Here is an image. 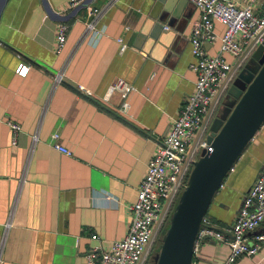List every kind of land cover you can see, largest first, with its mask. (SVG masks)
I'll return each mask as SVG.
<instances>
[{
  "label": "crops",
  "instance_id": "1",
  "mask_svg": "<svg viewBox=\"0 0 264 264\" xmlns=\"http://www.w3.org/2000/svg\"><path fill=\"white\" fill-rule=\"evenodd\" d=\"M253 6L260 12L264 0ZM199 14L188 0H84L72 7L68 0H7L0 14V264H86V253L108 250L126 235L147 163L194 90L190 36ZM91 19L104 28L97 41H90ZM62 21L68 30L57 52ZM224 29L214 21L207 54L220 51ZM19 64L29 65L25 75ZM118 78L134 86L125 110L117 91L107 98ZM8 119L21 125L15 147ZM53 132L70 154L53 146ZM263 163L264 123L207 208L216 228L231 226ZM261 232L264 223L245 237L252 244ZM228 254V244L207 236L192 262L223 264ZM232 264H264V243Z\"/></svg>",
  "mask_w": 264,
  "mask_h": 264
},
{
  "label": "built area",
  "instance_id": "2",
  "mask_svg": "<svg viewBox=\"0 0 264 264\" xmlns=\"http://www.w3.org/2000/svg\"><path fill=\"white\" fill-rule=\"evenodd\" d=\"M69 6H75L84 0H68ZM199 10V16L191 28V51L194 61L190 68L195 72L194 90L180 107L168 134L157 146L147 163L145 174L139 184L137 196L129 205L131 223L123 238L112 242L108 250H92L85 254L86 264H144L152 244L160 229L169 218L181 192L185 188L193 162L201 151L211 147L206 141L210 133L212 120L220 113L227 91L238 72L249 63L252 54L264 41V7L255 11L254 0L239 3L236 0H188ZM90 10V9H89ZM214 21L225 25L220 36V51L209 55L204 44L216 38ZM91 40H99L104 28H96L94 19L87 22ZM68 24L59 22L56 28L55 50L61 51L66 42ZM121 42V38H118ZM125 44L121 45L123 50ZM234 58L229 62L224 54ZM29 65L19 64L16 71L25 75ZM62 76H54L61 81ZM79 89L85 90L83 86ZM134 86L118 78L109 87L107 98L117 91L122 109L128 108L127 97ZM11 137L10 144L15 147L21 132V125L6 120ZM59 134L53 132V146L59 151L70 154L62 146ZM264 223V163L260 173L243 196L240 207L231 226L216 228L213 222L204 216L194 240L193 254L203 238L209 236L229 246V254L223 264H232L241 255H253L264 243V232L255 236L250 244L245 234ZM228 234H230L228 236ZM193 264V262L191 263Z\"/></svg>",
  "mask_w": 264,
  "mask_h": 264
},
{
  "label": "water",
  "instance_id": "3",
  "mask_svg": "<svg viewBox=\"0 0 264 264\" xmlns=\"http://www.w3.org/2000/svg\"><path fill=\"white\" fill-rule=\"evenodd\" d=\"M89 1V0H86ZM7 0H0V14ZM264 123V41L230 85L212 120L203 149L193 162L155 255V264H191L194 240L207 208L225 176Z\"/></svg>",
  "mask_w": 264,
  "mask_h": 264
},
{
  "label": "rangeland",
  "instance_id": "4",
  "mask_svg": "<svg viewBox=\"0 0 264 264\" xmlns=\"http://www.w3.org/2000/svg\"><path fill=\"white\" fill-rule=\"evenodd\" d=\"M168 221H169V218L167 219L166 223L163 225V228L160 229V232L158 233L154 244H152L150 252H149L148 256L146 257L144 264H155L154 258L160 249L161 239H162L163 233L165 232V230L168 226Z\"/></svg>",
  "mask_w": 264,
  "mask_h": 264
},
{
  "label": "flooded vegetation",
  "instance_id": "5",
  "mask_svg": "<svg viewBox=\"0 0 264 264\" xmlns=\"http://www.w3.org/2000/svg\"><path fill=\"white\" fill-rule=\"evenodd\" d=\"M222 108V107H221Z\"/></svg>",
  "mask_w": 264,
  "mask_h": 264
}]
</instances>
